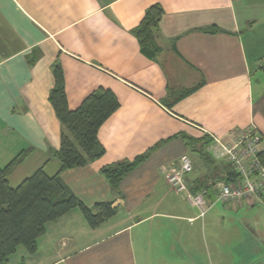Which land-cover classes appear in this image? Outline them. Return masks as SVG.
Instances as JSON below:
<instances>
[{
	"label": "crops",
	"instance_id": "0c3cea01",
	"mask_svg": "<svg viewBox=\"0 0 264 264\" xmlns=\"http://www.w3.org/2000/svg\"><path fill=\"white\" fill-rule=\"evenodd\" d=\"M153 6L163 14L152 57L135 32ZM57 62L71 110L100 88L119 100L98 133L104 155L60 175L87 206L117 213L93 228L74 208L10 261L24 248L30 264H264V202L225 203L210 189L202 215L167 180L188 154V189L202 191L226 165L213 138L229 144L250 126L264 159V0H0V168L26 152L13 187L61 168ZM141 155L115 189L102 169Z\"/></svg>",
	"mask_w": 264,
	"mask_h": 264
},
{
	"label": "trees",
	"instance_id": "16d2710c",
	"mask_svg": "<svg viewBox=\"0 0 264 264\" xmlns=\"http://www.w3.org/2000/svg\"><path fill=\"white\" fill-rule=\"evenodd\" d=\"M162 14L161 7H151L135 32L142 49L152 57L157 53L155 30ZM207 30L217 31L214 28ZM53 73L55 85L49 100L63 127L61 147L55 152L61 168L54 175H48L43 168H39L17 187L10 185L9 176L23 161L26 152L0 168V264H7L21 246L30 254L35 253L38 239L45 234L47 224L58 220L74 208L82 211L93 228L117 213L111 202H100L94 207L87 206L71 191L60 175L66 169L86 166L104 155L105 149L98 133L104 122L119 108V100L110 89L100 88L90 94L80 107L71 110L60 62L55 64ZM145 158L146 155H141L132 162L105 166L102 172L117 189L122 178ZM235 177V171L226 164L223 173H212L200 189L208 192L213 189L217 180L230 181Z\"/></svg>",
	"mask_w": 264,
	"mask_h": 264
},
{
	"label": "built area",
	"instance_id": "2783aa9c",
	"mask_svg": "<svg viewBox=\"0 0 264 264\" xmlns=\"http://www.w3.org/2000/svg\"><path fill=\"white\" fill-rule=\"evenodd\" d=\"M232 142L227 144L214 137V154L230 165L236 177L230 181L217 180L213 186L219 201L234 205H259L264 202V159L260 144L262 134L255 126L241 131H232ZM193 161L188 154L180 157L178 163L169 169L168 183L177 192H187L189 201L201 209L208 210L207 190L196 193L188 189L186 175L191 172Z\"/></svg>",
	"mask_w": 264,
	"mask_h": 264
},
{
	"label": "rangeland",
	"instance_id": "374dc122",
	"mask_svg": "<svg viewBox=\"0 0 264 264\" xmlns=\"http://www.w3.org/2000/svg\"><path fill=\"white\" fill-rule=\"evenodd\" d=\"M23 255L25 256V258L29 257V254L25 251V249L21 248L18 254H16L8 264H30L29 262H24L22 258Z\"/></svg>",
	"mask_w": 264,
	"mask_h": 264
},
{
	"label": "water",
	"instance_id": "95a60500",
	"mask_svg": "<svg viewBox=\"0 0 264 264\" xmlns=\"http://www.w3.org/2000/svg\"><path fill=\"white\" fill-rule=\"evenodd\" d=\"M209 193H210V191H209Z\"/></svg>",
	"mask_w": 264,
	"mask_h": 264
}]
</instances>
